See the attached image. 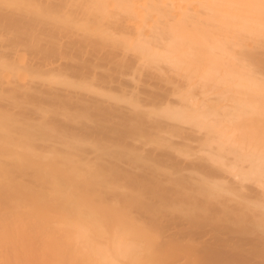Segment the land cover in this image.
<instances>
[{
    "label": "bare ground",
    "instance_id": "1",
    "mask_svg": "<svg viewBox=\"0 0 264 264\" xmlns=\"http://www.w3.org/2000/svg\"><path fill=\"white\" fill-rule=\"evenodd\" d=\"M0 264H264V0H0Z\"/></svg>",
    "mask_w": 264,
    "mask_h": 264
}]
</instances>
